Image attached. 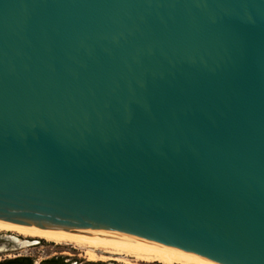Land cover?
Returning <instances> with one entry per match:
<instances>
[{
	"label": "water",
	"instance_id": "water-1",
	"mask_svg": "<svg viewBox=\"0 0 264 264\" xmlns=\"http://www.w3.org/2000/svg\"><path fill=\"white\" fill-rule=\"evenodd\" d=\"M0 226L264 264V0H0Z\"/></svg>",
	"mask_w": 264,
	"mask_h": 264
},
{
	"label": "rangeland",
	"instance_id": "rangeland-1",
	"mask_svg": "<svg viewBox=\"0 0 264 264\" xmlns=\"http://www.w3.org/2000/svg\"><path fill=\"white\" fill-rule=\"evenodd\" d=\"M23 240L27 242H21ZM91 254L94 258L90 257ZM14 256H27L37 262L58 256L68 260L69 264H80L81 262L83 264H162L156 261L136 259L128 254H117L102 248L57 242L0 227V258Z\"/></svg>",
	"mask_w": 264,
	"mask_h": 264
},
{
	"label": "bare ground",
	"instance_id": "bare-ground-1",
	"mask_svg": "<svg viewBox=\"0 0 264 264\" xmlns=\"http://www.w3.org/2000/svg\"><path fill=\"white\" fill-rule=\"evenodd\" d=\"M1 228L12 229V228H7V227H1ZM14 230H16V231H18L20 233H24V234L30 235V236H39V237L46 238L41 233L29 232V231L18 230V229H14ZM57 242H61V241H57ZM64 243H68V242H64ZM75 245H81V244H75ZM81 246H87V245H81ZM91 247H94V246H91ZM95 248H100V247H95ZM102 249L110 250V251H112L114 253H117V254H128V255H132L136 259L147 260V261H150V260H153V259H157V260L162 261V262L180 261V262H184L186 264H216V263L209 262V261H206V260H203V259H200V258H193V259H188V260H178V259H171V258L158 257V256H152V255H145V254H139V253L119 251V250H113V249H107V248H102ZM90 257L91 258H94V255L91 254Z\"/></svg>",
	"mask_w": 264,
	"mask_h": 264
},
{
	"label": "flooded vegetation",
	"instance_id": "flooded-vegetation-1",
	"mask_svg": "<svg viewBox=\"0 0 264 264\" xmlns=\"http://www.w3.org/2000/svg\"><path fill=\"white\" fill-rule=\"evenodd\" d=\"M21 242H27V240H23ZM87 259H89L87 257ZM156 261L162 264H173V263H180L186 264L180 261H172V262H162L157 259L150 260ZM0 264H69L68 260L63 259L62 257L56 256L55 258H48V260H44L43 262L33 261L31 258L27 256H14L12 258H0ZM80 264H83L82 262ZM90 264V263H87Z\"/></svg>",
	"mask_w": 264,
	"mask_h": 264
}]
</instances>
